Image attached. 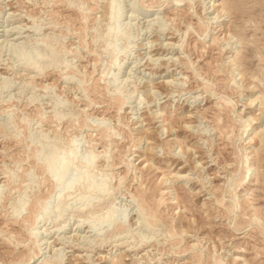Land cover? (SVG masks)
<instances>
[{"label": "rangeland", "instance_id": "1", "mask_svg": "<svg viewBox=\"0 0 264 264\" xmlns=\"http://www.w3.org/2000/svg\"><path fill=\"white\" fill-rule=\"evenodd\" d=\"M0 264H264V0H0Z\"/></svg>", "mask_w": 264, "mask_h": 264}, {"label": "bare ground", "instance_id": "2", "mask_svg": "<svg viewBox=\"0 0 264 264\" xmlns=\"http://www.w3.org/2000/svg\"><path fill=\"white\" fill-rule=\"evenodd\" d=\"M180 3H181V1H177L175 4H172V6L173 7H180L181 6ZM114 16H115V12L114 11L109 13V18L114 17ZM112 36H115L114 30L112 31ZM158 113L159 112H155V118L158 115ZM155 118L153 120H155ZM81 163H82L81 161H75L74 158H69L67 156V153H63V154L59 155L58 158H56L55 160H53L51 163H49L46 166V170H49L51 172V178H54V177H56V175L58 173L65 172V171L67 172L68 176H73L72 178L70 177V179H69V177H68V179L66 178L65 180H63V181H61V182H59L57 184V186H56V188H57L56 197L57 198L55 199L56 200L55 203L56 202L57 203L61 202L65 192L71 193V192H73L75 190H78V189H81V188H89L88 190H90V188L93 187L90 183H88L87 180H88L89 169L95 164V158L89 160L88 164H86L87 168H86V170L84 171V173L81 176L78 175L77 177L76 176L74 177V174L77 171L75 169V167L77 165H80ZM68 165H69V168L66 169ZM252 167H253V165H249L248 166V171L245 174L246 177L249 174V172H250L249 170L252 169ZM249 181H250V179H248V182ZM105 190H107L106 185L103 186L102 188H100L96 192V194H94L95 196L92 197L91 200H89V203H92L91 201H93L96 198H98L102 194V192L105 191ZM87 205H89V204H87ZM44 209H47V205L44 206ZM231 211H232V208H231ZM107 213L108 214L106 216L107 220H106V226L105 227L106 228H110V227H112L115 224V220H114V215L115 214H113V211H109ZM45 214L47 215V212Z\"/></svg>", "mask_w": 264, "mask_h": 264}]
</instances>
